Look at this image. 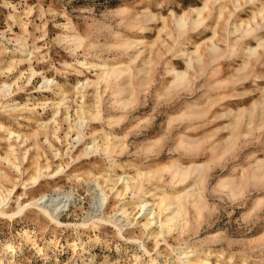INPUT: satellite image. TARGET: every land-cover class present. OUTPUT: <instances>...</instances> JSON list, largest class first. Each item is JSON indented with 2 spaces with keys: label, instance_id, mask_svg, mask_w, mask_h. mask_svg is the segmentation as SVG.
<instances>
[{
  "label": "rangeland",
  "instance_id": "374dc122",
  "mask_svg": "<svg viewBox=\"0 0 264 264\" xmlns=\"http://www.w3.org/2000/svg\"><path fill=\"white\" fill-rule=\"evenodd\" d=\"M201 5L202 0H0V48H5L4 53L0 54V68L6 66L9 57L14 56L16 59V53L21 51L19 49L38 48L31 56L30 62L20 63L11 72L0 76V82L10 83L14 77L19 76V72L24 71L13 87L14 92L6 98H0V103L7 100L9 105L27 104L30 108L43 102L46 104L42 108L37 107L36 111L19 110L9 115L8 109L0 108V122L30 136L37 129L35 121H47L53 112L52 103L58 101L54 91L42 92L37 89L41 85V78H51L68 91L65 106L68 107L69 119L65 120V111L61 108V113L56 118L60 128L57 132L59 139H53L52 135L48 137V141L53 148L59 150L61 157L52 156L42 132H38L37 136L42 163L45 162V156L52 167L62 164L66 172L57 179L43 180L37 187L27 186V194L25 198L22 195V202L24 203L26 198L37 199L42 194L56 195L58 191L70 196L68 206L64 207L60 214L57 213L62 226L52 224L33 210L26 211L19 218H0V259L3 264H84L89 259L92 260L91 264H135L134 255L140 256L144 263L149 260L140 250V242L132 243L119 237L115 228L109 225L100 224L95 229L74 227L92 211L95 185L90 178L83 177L82 181H76L67 179V176H73L74 173L83 174L87 170H92L93 173L104 170L108 163L104 157L76 160L81 149L91 142V136L97 137L98 140V136L103 134L108 135L110 139L119 138L125 145L114 160L119 168L114 170L115 173L110 171L109 174L125 172L131 176L138 169L155 171L156 178L160 176V179L157 182L152 179L144 183V189L153 190L158 186V194L162 189L182 190L193 181L191 177L184 184L170 183V172H167L165 167L171 161L183 165L191 161L208 164L202 187L204 210L202 209L196 218L191 208L186 206V218L190 219L187 232L181 236L174 232L173 235L165 237L167 244L173 249L172 252L160 241V255L155 254L154 242L141 233L137 226H125V238L139 239L158 264L173 263L174 250L182 243H193L221 252L218 258L220 264H240V257L246 264H264V183L246 184L242 176V171L251 169L255 161H264V129L257 128L251 135L240 138L231 154H225L216 160L213 156L218 151L211 153L208 150L211 143L215 141L213 145L216 144L220 137L227 134L222 127L229 123V118L208 119L210 113L199 119L182 118L186 112L191 111L189 108L192 105L204 103L210 97L217 99V95L223 91H231V84L222 90L213 89L212 86L216 80L229 79L233 72L232 67L236 68L238 63L240 64L239 59L221 60L223 68L216 76H211L209 70L216 68L220 62L208 65L203 73H193L190 70L193 77L189 89L167 92L172 80V74L168 73V70L171 67L178 71L185 69L184 58L176 51L187 49L189 52L193 50L191 42L202 43L209 40L212 37L211 27L214 26V20H207L204 24L207 27H200L173 42L164 31H160L161 17L166 19L171 10L181 15ZM249 7L250 5L242 7L237 15L245 19ZM151 15L158 17L153 19ZM10 16L14 18L11 19ZM67 21L83 39L80 48L74 52L72 43L65 39L70 34L69 30L64 28ZM221 28H224V25ZM219 34L223 35L224 31L220 30ZM187 38L191 42H185ZM126 40L134 42L135 45L132 43L130 48H121V43ZM20 42L24 47L19 45ZM180 43L184 45L181 46ZM252 43L254 44V41ZM218 45L223 46L220 43ZM133 55L135 59L129 63L132 74L130 79L124 76L115 84L110 81L112 84L105 90L101 84L97 91L100 120L87 123L82 130L80 142H77V131L73 128L74 114L81 99L71 88L77 81L93 80L95 74L93 67L83 70L82 74L77 73L78 62L86 59L93 64L119 66L127 64ZM148 60L149 64L144 65ZM29 66L35 70L36 75L27 84ZM128 82L133 88V102L127 108L120 109L121 100L130 98V92L115 94L112 89L125 87ZM235 84L238 93L247 94L220 101L210 112L220 111L223 104H231V108H236L237 105L242 107L245 101L258 95V91L252 90L255 87H264V80L253 82L247 79ZM87 89L85 100L91 105L95 102L96 90L93 87ZM111 117H118L120 120L116 121V124H109L108 119ZM69 126L73 130L68 133L69 137L65 138ZM207 134H212L213 138L209 139L207 144L204 142L203 150L197 153L188 154L184 151V146L178 145L181 138L186 142L195 141ZM33 142L30 138L23 144V148H28ZM4 147V141H0V154L3 153ZM70 155L73 160L69 158ZM28 164L29 160L22 161L19 175L15 170L8 169L6 164L0 163L1 174L6 172L10 181L18 178L16 194L8 207L10 211L15 209L16 196L24 192L20 182L25 180L30 172H25ZM65 164L68 166L65 167ZM233 167L240 170L232 173L235 169ZM101 173L105 174L104 171ZM231 176H234L238 184L243 185L240 193L232 194L228 188L219 186L220 182ZM0 184H3L5 189L11 188L10 182L2 178ZM126 199H129V196ZM121 202L123 201L109 200L104 209L106 219L116 214L117 206ZM196 219H199L198 222ZM25 233L29 235L28 239ZM50 241L52 244L48 245ZM88 241L89 243H86ZM72 243L77 245L75 253L70 246ZM80 243H86L84 251L79 250ZM6 244H11L14 250L6 251Z\"/></svg>",
  "mask_w": 264,
  "mask_h": 264
},
{
  "label": "bare ground",
  "instance_id": "6f19581e",
  "mask_svg": "<svg viewBox=\"0 0 264 264\" xmlns=\"http://www.w3.org/2000/svg\"><path fill=\"white\" fill-rule=\"evenodd\" d=\"M246 5H250L248 9L249 12L246 18L243 19L239 17L237 13ZM156 17H158V15H151V18L153 19ZM10 18L12 19L14 17L10 16ZM209 19L214 20V26L213 28L211 27L212 37L209 40L205 42L202 41V43L193 41L194 43H192L190 39L187 38L185 39V42L188 43V41H190L193 50L188 52L187 49H179L176 51L184 58L185 69L178 71L171 67L168 70V73L172 74V80L170 86L167 88V92L169 93L172 90L181 89L186 91V89H189L192 85L193 77L190 74V70L193 71V73H197L198 71L203 73L208 65L220 62L216 68L209 70L211 76H216L220 73V69L223 68L221 60L229 59L233 61L234 59H239L240 64L238 63L236 68L232 67L233 72L230 78L227 80H216L214 83L215 85L212 86L213 89L221 88L222 90L229 87L228 85L231 84V86H233L232 89L230 88L231 91L229 93H224L223 91L222 94L220 93L217 95V99H214L215 97L213 99L210 97L204 103L192 105L189 108L191 111L188 113L186 112V114L182 116V118L193 117L199 119L206 117L207 114L210 113L208 119L212 118L213 120H217L229 118V123L225 127H222L227 131V134L220 137L216 144L213 145L215 141L211 143L210 150L207 149L211 153H214L216 150L218 151L215 156H213L214 159L217 160L221 159L225 154H231V152L235 150L240 138L251 135L257 128L264 129V87H255L252 92L258 91V95H256L255 98H250L245 101L242 107L237 105L236 108H231V104H223V106L221 105V109H219L220 111L212 110V112H210L211 108L220 101L228 98L245 96L247 94V92L238 93L235 88L236 86H234L236 85L235 83L247 79H251L253 82L256 80H264V0H202L201 7L193 8L190 12H183L179 15L171 10L166 19L161 17L160 31H164L169 39L173 42H177L178 39L183 38L189 32L195 31L200 27H207L204 24ZM23 25L25 26V24ZM222 25H224V28H221ZM64 28L70 32L65 39L72 43L74 46L72 51L74 52L80 48L83 39L77 34L69 22ZM220 30L224 31L223 35L219 34ZM23 32H25V30H23ZM252 41H254V44ZM21 42L19 45L24 47V44ZM132 43L134 42H128L126 40L121 43L120 47H124L125 49L130 48ZM218 43L223 46H219ZM134 45L135 43L133 46ZM179 45L182 46L184 43H180ZM37 49L38 48L35 47H33L32 50L29 48L19 49L21 51L16 53L18 54L16 59L14 56L9 57L6 66L0 68V76L11 72L15 66L20 63L30 62L31 56ZM4 51L5 48H0V54H3ZM134 59L135 55L129 58L127 64L119 66H109L106 63L93 64L86 59L80 61V63L78 62V67L76 69L77 73L82 74L83 70L93 67L95 74L93 80L85 79L84 82L77 81L71 88L72 92L79 94L81 99L74 114L75 123L73 128L77 131L75 137L77 142H80L83 135L82 130L87 123L100 120L101 116L98 110L99 106L97 101L99 97L97 91L100 89L101 84L105 90L109 87L111 83L110 81H113L115 84L124 76L130 79L132 74L129 63L133 62ZM149 62L150 61L148 60L144 65H148ZM23 73L19 72V76L14 77V80L10 83L6 81L0 82L1 99L10 96L14 92L13 87L17 84V81L20 79L19 77H22ZM34 75H36L35 70L29 66L26 77L27 84L31 82ZM41 79V85L38 86L37 89L42 92L52 90L58 99L57 102H51L53 107L51 117L47 121H42L41 119L36 120L35 126H37V129L30 136L29 134L27 135L20 131L13 130L0 122V141H4L5 143L3 153L0 154V163L6 164L8 169H13L20 175V164H22V161L24 160H29L25 172L30 171L27 178L21 180L20 183L24 192L21 195L16 196L15 209L10 211L8 210V207L11 203V199L16 194L15 189L18 178H13L14 181L11 180V182L6 172H2L1 174L0 169V179L2 178V180L9 181L11 184L10 189H5L3 188V184H0V218H19L20 216H23L26 211L33 210L36 214L39 213L42 215L43 219L52 224L62 226L63 224L59 221L57 213L60 214L61 210L68 206L70 196L58 191L56 195L49 196L42 194L37 199L29 200L26 198V201L24 203L22 202L27 194V186L37 187L43 180L57 179L61 174L66 172L62 164H57L52 167L44 155L45 162L42 163V160H40V153L42 152L37 143V136L38 132H42L44 141L47 143L52 156L54 158L61 157L59 150L53 148L48 141V137L49 135H52L53 139H59L57 137V132L60 128L58 127L56 118L61 113V108L65 111V120L69 119L68 107L65 106L67 99L66 94L68 91H66L58 82H54L51 78L49 79L44 76ZM89 87H93L96 90V96L94 98L95 102L91 105L87 104L85 100L86 89ZM132 89L130 82H128L125 87L123 86L118 87L117 89H112V92L115 94H121L125 91L130 92V98L121 100L120 109H125L132 104ZM44 104L45 102L34 105L30 108L27 104L20 105L17 103L12 106L9 105V101L6 100L0 103V108L4 110L8 109L7 114L9 115L10 113L18 112L19 110H26L29 112L36 111L37 107L42 108ZM119 120L120 118L118 117H111L108 119V122L109 124H116L115 122H119ZM72 130L71 126H69L68 132L65 133V138L69 137L68 133ZM212 136V134H207L202 139L195 141L187 139L189 140L188 142L181 138L178 145L184 146V151L188 154L197 153V151L203 150V143L206 142L207 144V141L213 138ZM30 138L34 140L33 144L28 148H23V144ZM90 139L91 142L89 144L87 143V145L81 149L76 160L79 158H95L96 156L100 158L101 156L107 159L108 163L104 170L102 169L101 171H104L105 174H102L100 170L94 173L92 170H87L83 174L74 173L73 176H67V179H74L76 181H82L83 177L90 178L95 185V188L93 187V209L81 223L75 224L74 227L95 229L100 224L109 225L115 228L119 237L132 243L140 242V250L149 258V260L144 263L140 256L137 257L134 255L133 260L135 264H158L156 259L152 258L150 251L141 241H139V239L132 237L125 238L123 235V229L125 226H137L140 228V231H142L141 233H144L148 239H151L154 242V253L157 255H160L158 247L160 241L170 248V251L172 252L173 249L167 244L165 237L173 235L174 232H176L178 236L187 232L189 229L188 225H190L188 220L190 219L187 220L186 218L188 214L186 206L191 208L193 215L196 218L199 217L201 210L204 208L202 187L205 181L204 178H206L205 171L208 169V164L191 161L188 164L183 165L177 161H171L167 167H165V170L170 172V183L184 184L191 177L193 181L182 190L165 191L162 189L158 194L156 193L158 186L154 187L153 190L144 189V183H147L152 179H156L157 182V180L160 179V176H157L156 178L157 172L155 171H151L150 169L148 171L138 169L134 175L131 176L125 172L122 174H109L110 171L115 173L114 170L119 168L114 160L115 157L122 152L125 146L120 140H118L119 138L117 139L114 137L113 139H110L108 135L103 134L101 137L98 136V140L95 136H91ZM69 158L72 159V156L70 155ZM67 166L68 164H65V167ZM121 166L122 165H120V167ZM238 170L240 169L235 168L232 173L238 172ZM242 170L243 169H241V171ZM80 175H83L82 178L79 177ZM242 176L244 181H246V184L250 182L253 183V185L264 183V161H255L254 166L251 169L242 171ZM219 186L228 188L232 194L237 192L240 193L243 190V185L238 184L235 181L234 176L226 178V180L219 183ZM95 191H98V193ZM128 196L129 199H126ZM110 199L123 202L119 203L117 206V215L114 214L112 217L106 219L104 209ZM198 220L196 219L197 222ZM25 237L28 239L29 235L25 233ZM86 243H89V241ZM86 243L79 244L80 251H84V245ZM50 244H52V241L48 242V245ZM189 244L190 243H182L176 247L174 250L175 260L171 264H220L218 258L221 256V252L210 247L197 246L195 244L193 245V243L192 245ZM70 246L72 252L75 253L77 245L72 243ZM4 248L9 252L14 250V247L11 244H6ZM240 259V264H246L244 259L241 257ZM91 261L92 260L89 259V261L84 264H91ZM0 264H3L1 259Z\"/></svg>",
  "mask_w": 264,
  "mask_h": 264
}]
</instances>
